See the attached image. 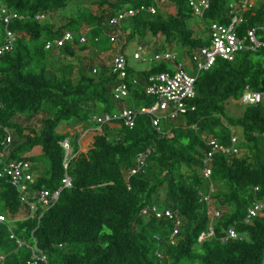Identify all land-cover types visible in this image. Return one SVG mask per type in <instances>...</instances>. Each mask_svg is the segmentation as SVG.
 I'll return each mask as SVG.
<instances>
[{
    "label": "trees",
    "instance_id": "1",
    "mask_svg": "<svg viewBox=\"0 0 264 264\" xmlns=\"http://www.w3.org/2000/svg\"><path fill=\"white\" fill-rule=\"evenodd\" d=\"M169 1L174 12L140 11L111 28L108 21L120 9L150 5L153 0L95 1V11H80L57 27L36 15L55 14L69 7L71 0H4L24 17L8 25L17 40L12 51L0 56V143L3 127H9L13 131L10 158L33 161L36 185L49 189L57 188L65 174L60 141L71 130L59 132L62 122L74 125L71 142L75 150L67 170L73 184L61 191L41 218L0 223L4 264H29L35 243L51 264H264V214L246 220L248 208L264 202V101L241 104L243 111L238 116L227 114V103L240 100L247 87L263 89L264 48L241 52L233 61L219 58L199 71L191 101L195 108L178 117L169 129L165 124L154 128L143 114L133 128L115 120L93 136L86 151H79L76 126L95 127L93 115L124 105H151L154 98L145 91L147 78L172 70V64L153 62L144 70L131 64L126 78L130 97L124 102L113 98V89L121 80L109 65L84 67L77 81L47 73L55 53L73 57L77 47H91L113 55L107 36L112 30L129 31L122 52L135 38L149 43L156 39L149 44L153 48L160 37L186 58L209 43L206 28L197 31L196 22L227 23L228 4L233 0H210L202 20L194 15L188 0ZM242 14L240 29L259 27L258 34H262L264 0H255ZM86 25L92 27L90 43H80L75 36L72 44L46 48L54 37ZM3 28L0 21L1 32ZM184 46L189 49L183 52ZM34 117H40L38 128L26 124ZM233 136L239 153H215L211 176L205 178L200 169L211 149L209 142L230 146ZM37 147L40 153L28 155ZM148 147L152 151L146 165L129 176L136 156ZM202 194L212 198L219 216H211L207 203L201 201ZM147 205L178 212L182 223L174 241L170 239L173 221L143 216L141 211ZM18 208L14 188L4 185L0 209L15 213ZM231 227L242 238L224 240ZM210 228L213 234L201 239ZM17 239L24 243L19 245Z\"/></svg>",
    "mask_w": 264,
    "mask_h": 264
},
{
    "label": "built area",
    "instance_id": "2",
    "mask_svg": "<svg viewBox=\"0 0 264 264\" xmlns=\"http://www.w3.org/2000/svg\"><path fill=\"white\" fill-rule=\"evenodd\" d=\"M190 7L193 9L195 16L202 20L205 11L209 8L210 0H188ZM255 0H233L228 4L227 23L220 21L210 22L205 25L201 21V28H206L205 36L209 38V43L203 47H199L186 58L180 59V53L174 48V44H165L159 40L156 47H151L149 42H140L136 50L132 54L134 60L150 59L153 62H169L173 65L170 71H161L151 74L146 80L145 91L148 95L154 98V102L149 105L129 107L124 105L122 109L112 112H104L93 115V121L97 123L95 127H84L83 125L76 126L79 132L78 144L79 151H84L82 148L83 140L86 137L91 138L99 133H102L103 126L115 120H120L129 128H133L136 124L138 115H147L150 118L151 125L154 128L161 129V125H168L175 122L178 117L185 114L188 110H193L195 107L191 101L196 96V80L198 72L208 69L215 64L217 59L233 61L236 56L245 51L257 50L264 48V27H261L262 34H258L259 27L246 28L241 30L240 26L243 22V11L253 7ZM174 6L169 0H153L150 5H140L139 7H128L120 9L116 15L112 16L108 23L111 28L118 26L126 18L136 15L140 11H147L152 14L158 10L172 12ZM24 16L11 8H9L4 0H0V21L4 24L3 32L0 31V56L6 52L13 50L17 36L8 25L14 19H21ZM47 17L45 14L36 15V19L44 20ZM91 26L86 25L77 32L65 31L60 36L54 37L46 43V48L61 47L66 43H74L75 36L80 43H90L89 32ZM125 34L119 30H112L107 36L113 45V55L109 66L112 72L120 78V83L113 89V98L117 101L126 100L130 97V89L126 82L128 77V68L131 65L126 53L122 52V46L125 42ZM95 41L98 40L96 36ZM154 43V42H153ZM162 45V48L161 46ZM187 46L182 47L181 51H187ZM196 69L195 74L188 72V69ZM96 69H94V72ZM242 104H256L264 101V86L262 90L254 91L248 87L244 90L240 100ZM4 135L0 143V194L4 185L8 184L14 188L16 196L19 200V208L15 213L9 210L5 212L0 209V223H12L15 220L25 219L28 217L39 219L44 211L53 205L59 198L61 191L64 188L71 187L73 184L72 177L67 172L69 162L75 154L73 144L70 138H65L60 141L64 149L65 155L63 166L65 174L61 180V184L55 189H49L45 186H37L36 179L37 171L33 167V161L27 158L14 159L10 158V153L13 146V131L9 127H3ZM74 133L73 131H71ZM90 142V143H91ZM237 137H232V144L225 146L218 143L216 140H211L209 145L211 149L205 153L203 163L200 169L201 174L205 178H210L212 173V162L214 154L217 152L223 153H239V148L236 146ZM88 149V148H87ZM152 149L146 148L139 152L136 156L135 165L129 169V176L136 174L146 165L148 156ZM32 154V153H28ZM213 184L211 190L213 191ZM203 195V194H202ZM201 201H205L209 207V213L212 217L220 215V210L215 206L214 201L209 195H203ZM143 216L155 215L157 218H168L173 221L174 227L170 239L175 240V236L179 232L181 219L177 211L170 209L160 210L156 205H147L141 211ZM264 214V202L258 201L253 203L248 208L246 220L249 221L255 216ZM213 234L212 228L206 233H202L201 239H204ZM14 237V234H11ZM242 238L237 231L231 227L227 230V235L223 238ZM17 243L22 245L24 241L17 239ZM5 254L0 251V264H4ZM37 261H42L45 264H51L47 256L34 244L33 253L29 264H36ZM171 264V263H168Z\"/></svg>",
    "mask_w": 264,
    "mask_h": 264
},
{
    "label": "rangeland",
    "instance_id": "3",
    "mask_svg": "<svg viewBox=\"0 0 264 264\" xmlns=\"http://www.w3.org/2000/svg\"><path fill=\"white\" fill-rule=\"evenodd\" d=\"M95 1L99 0H71L69 7L66 9L59 11L55 14H49L47 17L44 19V22H47V24L57 27L60 26L61 24H64L70 20V18L78 14L80 11L84 12L87 10L95 11L97 9V6L94 4ZM172 12L173 9H171ZM195 29L197 31H201V24L200 22H196L195 24ZM163 41L162 38H158L157 41ZM156 41V39H152L151 43ZM138 43H140L138 38H135L134 40L130 41L126 46L123 48L124 53L127 54L129 62L134 66L135 69L137 70H144L147 68H150L151 65L153 64V61L150 59L146 60H134L132 58L133 52L136 50ZM77 52L76 55L71 57L68 55H61V54H53L51 59L48 62L47 65V73L48 75H66V76H71L74 81H77L79 78V75L81 74V71L84 67H88L89 65H93L94 67H99L102 64L109 65L110 60L112 58V55L110 52H97L93 48L89 47L87 49H80L79 47L76 48ZM182 59V56L180 55L179 57ZM172 69H173V65ZM69 67L67 68V71H62V68ZM188 72L191 74L196 73V69L193 68L192 70L188 69ZM89 73V72H88ZM90 72L89 74H91ZM242 103L238 100H230L227 103V114L228 115H233V116H238L242 113L243 111V105ZM176 123V122H175ZM34 125L36 128L39 127L40 124V117H34L31 120H29L27 123ZM174 123H169L167 125L168 129L173 125ZM74 125H70L68 122H62L59 127L58 131L59 132H65L67 129L71 130L74 132ZM68 138L73 139L74 134L72 132H69ZM90 137H86L83 140V145L82 148L84 151L87 150V148L90 145Z\"/></svg>",
    "mask_w": 264,
    "mask_h": 264
},
{
    "label": "crops",
    "instance_id": "4",
    "mask_svg": "<svg viewBox=\"0 0 264 264\" xmlns=\"http://www.w3.org/2000/svg\"><path fill=\"white\" fill-rule=\"evenodd\" d=\"M174 8V7H173ZM131 64V63H130ZM67 130H69V129H67ZM32 154H38V153H40V149L37 147V148H34L33 150H32V152H31Z\"/></svg>",
    "mask_w": 264,
    "mask_h": 264
}]
</instances>
